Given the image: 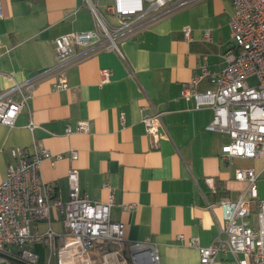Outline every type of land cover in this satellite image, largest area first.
Here are the masks:
<instances>
[{
    "label": "crops",
    "instance_id": "crops-1",
    "mask_svg": "<svg viewBox=\"0 0 264 264\" xmlns=\"http://www.w3.org/2000/svg\"><path fill=\"white\" fill-rule=\"evenodd\" d=\"M89 0H0V90L56 64L55 37L94 27ZM106 11L114 0H91ZM231 0H196L174 11H165L155 21L140 27L118 42L115 50H99L68 64L64 71L69 88L55 90L54 76L35 86L12 127L0 123V181L14 160L11 148L32 152L47 148L65 154L52 165L42 164L44 182L53 184L56 196L68 199L67 171L75 168L80 192L90 199L106 201L110 191L114 204L110 218L125 224L128 241L146 238L156 242L160 264H200L197 249L187 239L197 236L207 246L225 238L220 200L237 199L247 182L234 178L239 167L254 168L264 181V161L221 156L226 134L206 126L213 112L194 108L191 99L180 96L182 84L199 73L203 56L216 73L226 66L223 56L230 41ZM114 23V17L105 13ZM191 29V39L183 28ZM211 40H203V32ZM83 48L75 47V53ZM102 69L109 80L101 83ZM210 87L203 79L202 91ZM160 113L159 136L149 134L142 121ZM37 127L30 129L29 121ZM87 120V133L66 134L67 126ZM75 150L77 159L67 152ZM260 161V167L251 165ZM212 178V184L206 182ZM216 185L226 195L215 198ZM260 199V190H259ZM49 225L64 229L62 218L51 210ZM48 224L35 228L44 231ZM183 236L182 239L179 236ZM33 250L44 261L47 248L35 243ZM94 254V264H106ZM0 264H12L3 259ZM213 264H235L219 256Z\"/></svg>",
    "mask_w": 264,
    "mask_h": 264
},
{
    "label": "built area",
    "instance_id": "built-area-1",
    "mask_svg": "<svg viewBox=\"0 0 264 264\" xmlns=\"http://www.w3.org/2000/svg\"><path fill=\"white\" fill-rule=\"evenodd\" d=\"M196 0H114L106 11H99L95 3L87 7L93 15L94 27L86 31H73L54 38L56 64L47 70L32 74L0 90V123L12 127L23 107L33 96L36 84L43 78L54 76L55 90L69 88L64 74L68 64L99 50H115L120 55L118 42L137 29L155 21L165 11H174ZM229 19L230 41L223 56L226 66L216 73L207 68L206 56L199 73L182 84L180 96L191 99L194 108L208 107L213 115L207 130L227 135L221 146L224 159L242 158L264 161V0H231ZM105 13L114 17L110 22ZM3 16L0 7V18ZM183 36L191 39V29L183 28ZM209 30L203 32V40H211ZM75 47L83 48L75 53ZM101 83L109 80L111 71L101 70ZM207 79L210 87L199 91L198 85ZM254 78V81L251 79ZM146 130L159 136L160 113L142 119ZM28 127H37L30 118ZM87 120L78 121L74 128L67 126L66 134L87 133ZM1 151V148H0ZM13 162L6 168L0 181V263L14 258L26 264H94L97 253L106 264H160L158 244L149 238L128 241L125 224L110 218L114 193L110 191L106 201L90 199L80 192L75 168L67 171L68 199L56 196L53 184L43 181L42 164L52 165L65 154H53L47 148L27 152L11 148ZM75 160V150L67 152ZM261 173L254 168L235 169L234 178L247 182V187L237 199L224 198L218 203L222 210L225 238H215L207 245L200 244L197 236L187 239L189 247L197 249L200 264H213L219 256L230 258L235 264H264V200L259 199L258 180ZM212 184V178L206 179ZM258 209L253 211L252 204ZM59 212L64 226L57 232L50 227V213ZM253 215V219L250 217ZM47 223L44 231L35 228ZM183 236H179L182 239ZM35 243H43L48 256L41 262L33 250ZM118 247V252L111 247Z\"/></svg>",
    "mask_w": 264,
    "mask_h": 264
},
{
    "label": "rangeland",
    "instance_id": "rangeland-1",
    "mask_svg": "<svg viewBox=\"0 0 264 264\" xmlns=\"http://www.w3.org/2000/svg\"><path fill=\"white\" fill-rule=\"evenodd\" d=\"M251 81H254V78H252ZM251 165H253L254 167L258 168V167H260L261 162L260 161H255V162H252ZM259 190H260V199L264 200V181L260 180V182H259ZM252 209H253V211H256L258 209V205L256 203H253L252 204ZM253 215L254 214H252L250 219H253ZM111 248L114 251H117V252L119 251L118 247H116V246H113ZM46 256H48V253H46V255L44 256L45 259H46ZM51 264H56V258L55 257H52Z\"/></svg>",
    "mask_w": 264,
    "mask_h": 264
},
{
    "label": "trees",
    "instance_id": "trees-1",
    "mask_svg": "<svg viewBox=\"0 0 264 264\" xmlns=\"http://www.w3.org/2000/svg\"><path fill=\"white\" fill-rule=\"evenodd\" d=\"M226 195V190L223 189L220 185H216V189H215V193H214V197L215 198H221L223 196ZM10 261L12 264H26L24 262H21L17 259H14V258H10Z\"/></svg>",
    "mask_w": 264,
    "mask_h": 264
}]
</instances>
